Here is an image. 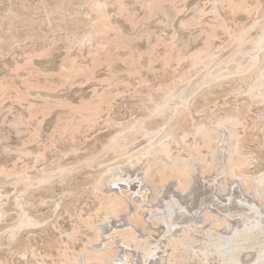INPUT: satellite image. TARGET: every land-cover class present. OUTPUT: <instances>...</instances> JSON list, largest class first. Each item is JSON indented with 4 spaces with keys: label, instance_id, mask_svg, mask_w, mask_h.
<instances>
[{
    "label": "rangeland",
    "instance_id": "obj_1",
    "mask_svg": "<svg viewBox=\"0 0 264 264\" xmlns=\"http://www.w3.org/2000/svg\"><path fill=\"white\" fill-rule=\"evenodd\" d=\"M263 75L264 0H0V264L80 257L100 184L159 147L190 178L264 177Z\"/></svg>",
    "mask_w": 264,
    "mask_h": 264
},
{
    "label": "bare ground",
    "instance_id": "obj_2",
    "mask_svg": "<svg viewBox=\"0 0 264 264\" xmlns=\"http://www.w3.org/2000/svg\"><path fill=\"white\" fill-rule=\"evenodd\" d=\"M262 86L264 75L253 88L259 91ZM221 148H229L227 140ZM161 151L154 149L141 167L120 169L116 178L112 175L100 184L119 194L103 206L107 217L96 236L98 243L67 263L264 264V177L253 182L229 178L222 184L217 183L218 176L205 178L202 170L190 178L187 169L199 170V163L175 165ZM224 155L219 152L216 157L221 156V170L228 173L234 163ZM157 160L163 163L158 166ZM245 240H250L248 249L243 248ZM115 247L121 250L116 255Z\"/></svg>",
    "mask_w": 264,
    "mask_h": 264
}]
</instances>
